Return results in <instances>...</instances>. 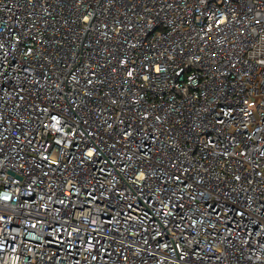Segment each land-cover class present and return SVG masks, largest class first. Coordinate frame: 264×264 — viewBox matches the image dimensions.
Listing matches in <instances>:
<instances>
[{
    "label": "built area",
    "instance_id": "2783aa9c",
    "mask_svg": "<svg viewBox=\"0 0 264 264\" xmlns=\"http://www.w3.org/2000/svg\"><path fill=\"white\" fill-rule=\"evenodd\" d=\"M0 264H264V0H0Z\"/></svg>",
    "mask_w": 264,
    "mask_h": 264
}]
</instances>
